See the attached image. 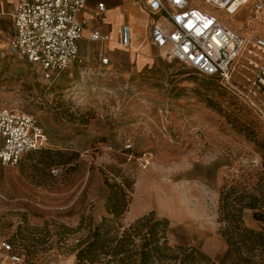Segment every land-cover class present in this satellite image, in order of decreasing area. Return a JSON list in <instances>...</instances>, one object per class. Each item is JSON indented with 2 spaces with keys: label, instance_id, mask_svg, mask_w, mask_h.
Listing matches in <instances>:
<instances>
[{
  "label": "rangeland",
  "instance_id": "obj_1",
  "mask_svg": "<svg viewBox=\"0 0 264 264\" xmlns=\"http://www.w3.org/2000/svg\"><path fill=\"white\" fill-rule=\"evenodd\" d=\"M197 7L231 29L264 36L252 3L234 16L202 2ZM11 8L0 14V109L34 117L50 137L51 154H27L14 168L0 164V251L10 243L8 258L25 264L76 257L88 225L106 216L105 179H129L124 226L153 212L169 219L171 245L235 264L219 234L220 195L240 197L245 225L264 232L256 216L264 213L258 114L220 82L164 60L152 46L122 49L84 39V64L46 79L10 48ZM101 51L109 65L100 62ZM58 152L71 164L50 168Z\"/></svg>",
  "mask_w": 264,
  "mask_h": 264
},
{
  "label": "built area",
  "instance_id": "obj_2",
  "mask_svg": "<svg viewBox=\"0 0 264 264\" xmlns=\"http://www.w3.org/2000/svg\"><path fill=\"white\" fill-rule=\"evenodd\" d=\"M151 16L149 37L152 46L166 61L180 62L220 84L249 105L264 123V36L243 34L220 19L202 12V2L234 16L253 4L254 20L264 19V0H139ZM89 0H17L11 12L14 27L10 48L34 65L46 79L75 65L84 64L79 43L84 24L80 14ZM106 5L99 3L93 19L107 24ZM119 45L129 49L132 29L123 24L117 30ZM108 40L93 32L92 42ZM103 65L110 60L100 57ZM0 164L14 168L31 151L51 146L46 130L34 117L0 109ZM130 147V146H129ZM1 249L12 252L8 242ZM12 261L20 262L18 256Z\"/></svg>",
  "mask_w": 264,
  "mask_h": 264
},
{
  "label": "trees",
  "instance_id": "obj_3",
  "mask_svg": "<svg viewBox=\"0 0 264 264\" xmlns=\"http://www.w3.org/2000/svg\"><path fill=\"white\" fill-rule=\"evenodd\" d=\"M50 150L48 146L25 155L36 152L50 155ZM56 157L60 161L50 164V168L71 164L65 153L58 152ZM104 184L108 190L106 216L99 225L92 222L88 225L85 238L78 243L76 264H221L198 248L171 245L169 219L157 218L153 212L124 226L122 219L129 212L134 183L129 179L107 178ZM231 196L230 191L220 195L219 234L234 255L235 264H264V232L245 225L241 198L231 200ZM256 214L257 220L264 222V213Z\"/></svg>",
  "mask_w": 264,
  "mask_h": 264
},
{
  "label": "crops",
  "instance_id": "obj_4",
  "mask_svg": "<svg viewBox=\"0 0 264 264\" xmlns=\"http://www.w3.org/2000/svg\"><path fill=\"white\" fill-rule=\"evenodd\" d=\"M99 3H104L107 8L106 25H102L98 21L93 19V13L97 10V6ZM16 4H17V0H0V14L1 13L4 14L6 8H8L9 5H11L12 8L8 12L9 16L11 17V12L16 7ZM131 7L135 8V10H132ZM79 19L84 24V33L82 40L88 39L91 44L108 45L114 43L118 47L122 48L118 43L119 36L117 30L121 25L128 24L132 29V43L129 49H131L133 46L135 48L147 50L150 49V46H152L151 42L150 45L148 43V40H146L147 37L150 40L148 32H149L151 16L149 12L146 10L143 3L139 0H89L85 11H83L80 14ZM12 28H13V36H14L13 23H12ZM137 30H145V34H144L145 36L137 32ZM97 31L100 32L102 35L108 36V40L101 42H92L91 35L93 32H97ZM144 38L145 41H143ZM79 47L81 49L80 43H79ZM101 56L108 58L106 55L103 54L102 51L99 54V59ZM11 260L8 258V255L6 254L5 251H0V264H25V263H14V261ZM75 262H76V257L71 255L69 257L59 256L55 259H52L47 264H75Z\"/></svg>",
  "mask_w": 264,
  "mask_h": 264
},
{
  "label": "bare ground",
  "instance_id": "obj_5",
  "mask_svg": "<svg viewBox=\"0 0 264 264\" xmlns=\"http://www.w3.org/2000/svg\"><path fill=\"white\" fill-rule=\"evenodd\" d=\"M237 13H238V12H236V11L234 12V14H237Z\"/></svg>",
  "mask_w": 264,
  "mask_h": 264
}]
</instances>
